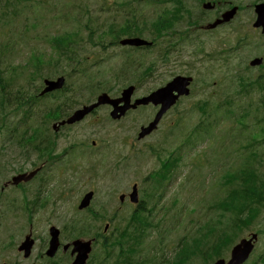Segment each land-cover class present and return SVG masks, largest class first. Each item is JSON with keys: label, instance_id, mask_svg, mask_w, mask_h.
Listing matches in <instances>:
<instances>
[{"label": "rangeland", "instance_id": "rangeland-1", "mask_svg": "<svg viewBox=\"0 0 264 264\" xmlns=\"http://www.w3.org/2000/svg\"><path fill=\"white\" fill-rule=\"evenodd\" d=\"M14 1L18 4L20 11L16 15L5 17L6 15L0 14V21L9 19V27L0 25V43L10 44L14 48L15 58L9 63L13 66L18 64H24L27 62L25 67L30 66V70H33L32 86L34 89L33 93H36L37 89L41 87L42 77L50 76L54 77L58 74H64L66 77L65 93L74 94L73 96L79 95V100L83 102H74L71 107L76 108L88 98L89 88L84 92H77L74 90L75 86L78 85V79L80 75V69L83 66L85 69L84 61L86 59L87 64L90 65V69L93 73V84L97 87L106 88L109 87L111 93L115 94L119 89L127 82H134V74H128L118 81L113 80V74L121 68V49L107 48L101 49L100 45L107 43L110 35L106 32L109 25H120L122 20L133 18L141 13L136 19H130L131 25L135 26L136 29L145 31V34L150 35L148 30L146 31L147 24L152 21V16L159 15L162 13L164 5L159 3H150L147 0H131L130 5H124L125 0H71L76 3L74 7L75 18L79 17L81 25L84 26L90 18L89 26L93 29L92 40L98 43V47L92 45L89 41L84 43L81 52L70 57L64 56L56 50L50 41H44L41 36L43 35L42 28H38L34 32L32 9L28 1L25 0H9ZM48 1V0H47ZM60 1V0H51ZM77 6V7H76ZM14 9H18L16 5ZM5 19V20H3ZM176 28L177 31L187 28L185 33L195 41L194 48L188 47V51L195 50L194 56L188 57V53L182 57L183 63H188L183 66L188 69L191 75L195 78V82L192 85L191 93L183 98L179 105L173 107L159 122L157 129L152 132L149 136L145 137L142 141L136 140V132L140 123L146 118L148 120L149 115L152 113L150 106L141 109L142 111L132 113L127 122L123 121H112L107 114L106 108H101L97 114L87 116L85 120L77 125L69 128L63 127L60 129V134L65 139L64 142L68 145L72 144L74 151L76 152L74 171L67 170L63 176L64 181L62 190L65 194L60 199L51 197L55 194L56 190L53 188L50 190L51 199H56V203L51 202V213L46 214L43 220L30 216L31 221L28 220L25 213H19L16 217L2 216L0 218V264H24L25 260L17 254L16 247L19 242L23 239L24 235L27 234V226H33L32 234L36 239L33 254L30 256V260L34 261V264H46V259L41 256L46 248V241L48 240L47 230L50 225L55 226L59 229H63V236L61 238L65 243H70L76 238L88 239L87 235L96 234L102 231L105 222L113 221L114 217L110 215L112 208H116L121 205L119 194L128 193L129 188L134 182L142 185L141 191L145 199L150 201L152 193L150 178L145 181V178L152 173L158 167L157 159L165 158L172 147L176 145V136L179 130L190 129L192 126H196L199 123L198 111L194 108L201 100L210 98L216 103H220L221 97L219 95V87L213 85V80L218 82L217 76L223 71L225 65L215 59L218 57L216 50L220 47V33H204L199 34L193 32L192 27H188L186 18L180 16L172 29ZM76 24L73 22H67L65 19H55L53 22L46 21L45 23V34H62L68 31H76ZM82 30V31H81ZM176 31V37L180 35V32ZM37 33V35L35 34ZM32 37V35H34ZM79 35L86 37V31L80 28ZM222 37L226 38L229 44H233L232 30L228 29L226 33L224 30L221 33ZM22 38V40L19 39ZM169 40H175L170 37ZM223 47V45H222ZM142 58L144 57V51H136ZM37 56L39 60L38 67L35 68L31 65V58ZM30 57V58H29ZM245 57V54H243ZM30 59V64L29 60ZM82 62V65L79 63ZM226 64V63H225ZM144 69H142L143 71ZM173 71V72H171ZM181 69H174L173 67H155L152 73L146 80L140 81L141 86L134 93V96L138 97L145 95L151 90L159 87L166 80L172 78L176 72ZM183 71V70H182ZM24 73V70L20 71L18 75ZM49 78V77H47ZM25 81V80H24ZM24 81H16L21 83L27 91L23 89L19 91V98H24L25 93H30V85L25 84ZM100 82L101 85H97ZM138 87V86H137ZM243 90H246L245 86H242ZM39 89V90H40ZM73 90V91H72ZM71 96V97H73ZM83 96V97H82ZM55 99L49 98L44 99L34 105L32 110L42 109L47 106L51 108L54 104ZM214 103V102H213ZM36 112V111H35ZM263 113V109H262ZM34 119L29 122L37 123L40 120L39 113H35ZM22 113L20 112H9L7 113V122L16 125L21 121ZM175 117V118H174ZM178 117L181 121L177 128L174 124L178 121ZM3 120V118H1ZM174 122L172 125L171 122ZM220 132L217 136L208 141V148L205 145L198 146L197 150L192 151L190 154L186 150L185 158L178 164L181 166L180 174L174 170L170 184L167 185L163 191L161 203L157 204L156 210H158L157 217L163 218L162 225L159 228L154 229L152 235L149 237L152 242L146 245L145 250H141L139 254L138 264H142L147 256L143 257L144 253L154 255L155 259L147 264H161L159 255L164 252V256L168 261L164 264H170L172 257L175 255L176 248L180 239L185 235L189 236L194 234L195 229L199 225V221L204 219L207 213L205 206L201 204V197L197 194V188H191V180L198 179L202 173L197 169H192V161L195 162L197 167L209 166L213 159H224L223 153L220 155L218 151L211 153L213 149H219L220 145H227L229 150L232 151V138L230 135H222L226 130L237 129L239 125L234 121H224L220 124ZM25 128V125H21L18 131L21 132ZM4 132V130H3ZM1 135V134H0ZM251 136H249L250 138ZM95 140L98 143L96 148H93L91 141ZM194 138L191 139V142ZM256 152L264 153V137L255 132L254 138H251ZM4 150L1 154L4 155L2 160L9 165L13 163L11 161L12 153L7 149L8 141H6ZM6 149V150H5ZM1 150V149H0ZM58 152V150H57ZM156 153V156L153 153ZM152 153V154H150ZM211 155L209 156V154ZM27 154V153H26ZM35 154L37 152L35 151ZM143 158V159H142ZM257 160L260 161L258 165L260 169L264 170V163L259 156H256ZM26 163V164H25ZM96 163L97 165L92 167L91 165ZM27 168V161L24 163L13 164ZM219 170V166L215 168V172ZM14 171H9L8 175ZM211 168L206 170L209 174L210 184L214 178L211 174ZM56 182H51V187L56 186ZM206 185V184H205ZM95 190L96 195L92 201L91 207L94 210L79 211L76 206L78 204L80 192L83 195L86 191ZM216 190L215 187L208 188V194L205 196L208 199L211 194ZM128 200L127 198L125 201ZM126 204V203H125ZM145 205H150V202H145ZM75 207V208H74ZM133 209V206L128 210L126 207L123 208L118 214V221L125 220L126 215ZM215 213L217 215L215 216ZM174 216L176 217L174 219ZM215 222L212 224L215 230L212 232H202V243L201 248L204 249L211 240L220 243L225 239V234L228 230L223 231L221 234L218 231L224 228L226 219L219 217V211L214 212L213 216ZM264 228V215H258L248 227ZM79 228L82 229L83 234L80 235ZM164 229V230H163ZM71 231V232H70ZM237 233V232H236ZM6 235L7 241H6ZM240 235L236 234L234 240L237 242ZM199 235H196L198 238ZM162 241V244H166L163 250L158 251V241ZM7 243L8 246L3 245ZM263 240L257 246V252H260L263 247ZM10 244V245H9ZM155 246V249L151 247ZM226 246V245H225ZM224 254L227 255L231 248V244L225 248ZM227 249V250H225ZM68 252L61 257L54 260V264H69L70 260L67 258ZM254 255V253H253ZM157 257V258H156ZM210 257L200 256L199 253L191 255L190 259L185 264H205Z\"/></svg>", "mask_w": 264, "mask_h": 264}, {"label": "flooded vegetation", "instance_id": "flooded-vegetation-1", "mask_svg": "<svg viewBox=\"0 0 264 264\" xmlns=\"http://www.w3.org/2000/svg\"><path fill=\"white\" fill-rule=\"evenodd\" d=\"M191 2V7L189 8L191 12H196L197 17H203L204 22L202 26L206 23L217 21L224 13L233 10L232 16L225 20L224 23L218 24L216 28L212 30H207L206 33H213L212 31H219L220 33V49L219 53H224L223 62L224 65L229 69L230 73H233L234 83L237 85L242 84L240 80L242 75L245 73L249 77H254L252 83L255 85H260L264 89V22L262 25L258 26L256 20L258 17L256 9L261 6L264 7V0H175V4L179 6V3L187 5ZM207 5V6H206ZM205 7V8H204ZM173 21L170 18V14H161L159 18L160 26H167ZM203 29V28H202ZM228 29L232 30L233 34V44H229L225 37L221 36L222 31L226 33ZM210 31V32H209ZM223 45V47H222ZM245 54V57H243ZM253 58H260L261 62L258 65H250L249 62ZM226 63V64H225ZM174 67L178 69V63L174 64ZM227 76V74H226ZM223 80L229 82L226 77ZM247 85L250 82L246 83ZM179 101L178 103H180ZM157 108L153 109L156 112ZM130 110H128L123 118L127 117ZM82 122V121H81ZM80 123V122H79ZM77 123V124H79ZM72 124L68 127L77 125ZM51 133H43L40 135L42 142L46 145L50 144L51 138L54 141L50 148L58 150L61 154H73L72 144H66L64 138L60 134V128L58 131ZM33 134L30 135L29 140H22L15 143L14 148L9 151L12 153L11 165L4 162L2 158L4 155L0 154V217L10 216L16 217L19 213L26 212L32 214V217L39 218L43 220L46 214L53 210L51 208V202L56 203V199H51L49 189H50V169L51 164H46V160L41 161L38 154H35L33 147ZM91 145L93 148L98 146L97 141L92 140ZM26 146V148H23ZM44 146V145H43ZM69 149V150H68ZM50 151V150H49ZM27 153V154H26ZM27 161V168H22L21 166H13L18 162L24 163ZM34 163H37L35 166ZM26 164V163H25ZM59 169L61 165L56 166ZM70 169H73L72 167ZM9 171H14L12 174L8 175ZM35 171L34 176L27 181H20L16 184H12L11 178L13 175L23 172ZM63 171L61 172L58 179L59 192L57 198L64 196L65 192L62 190V185L64 181L61 180ZM149 175L145 178V181L149 179ZM262 183V184H261ZM136 185L137 192L140 193L142 185L137 182L131 185ZM262 189L261 194H264V181L260 182ZM126 196L128 193H121ZM81 195V192L80 194ZM124 200V199H123ZM91 203L86 208L87 211H94L92 209ZM121 209V207L119 208ZM110 215L114 216V209H111ZM260 214L264 215V209L253 214L251 222L247 225H251L253 220ZM242 238H250L253 235L256 236L254 239V248L251 251L248 259L242 264H264V247L260 252H257L258 244L264 241V228L256 227H239L235 230ZM238 240V241H239ZM264 244V242H263ZM64 252H68L66 249ZM254 253V255H253ZM70 255V254H69ZM58 253L56 252L54 258H58ZM60 257V256H59Z\"/></svg>", "mask_w": 264, "mask_h": 264}, {"label": "trees", "instance_id": "trees-1", "mask_svg": "<svg viewBox=\"0 0 264 264\" xmlns=\"http://www.w3.org/2000/svg\"><path fill=\"white\" fill-rule=\"evenodd\" d=\"M171 14H180L181 8H176L174 11L171 9L169 10ZM90 22V18H89ZM155 23V21L153 22ZM152 23V25H153ZM89 31L91 30V27L89 24L87 27ZM117 29V28H116ZM168 29H171V26L168 27ZM115 29L110 28V32L114 31ZM118 30V29H117ZM116 30V31H117ZM115 31V32H116ZM78 32H70V35H62V36H53L51 39V43L53 47L59 51L60 54L64 56L70 57L71 55H76L78 52H81L83 48V43L79 41H75L70 38V36L77 34ZM93 33H89V39L88 41L91 42L92 45H94V41L92 40ZM126 35V30L124 27H120L119 31L117 32L116 38L118 39L121 36ZM98 45V43H97ZM101 44L100 46H102ZM11 54V48L8 44H2L0 43V62L1 64L4 63L6 54ZM83 60V59H82ZM30 62V61H29ZM82 65V62L79 63ZM35 68L38 67L37 63L34 66ZM83 68V66L81 67ZM26 70V69H24ZM27 72V71H26ZM25 72V73H26ZM22 77H26V80L24 81L25 84H31L33 72H27L26 74H22ZM2 83L7 84L5 79L3 78L2 73ZM78 83L83 84H93L94 81L91 76L85 81H78ZM97 85H101L100 82L97 83ZM22 86V85H21ZM22 89V88H21ZM106 90H110L109 87L105 88ZM104 88L97 87L94 85L91 89H89L90 94H95L96 92H100L105 90ZM4 90V89H3ZM77 92V89H75ZM83 97V96H82ZM81 98V97H80ZM71 99L74 102H83L81 100H78L76 97H71ZM91 98H87L85 101H89ZM72 103V104H73ZM65 105L63 108V112H59L57 110H53L52 113L45 116L44 121L52 122L56 119H59L60 117H64L68 115L69 109H71V105ZM199 109L202 111L204 108L201 106ZM216 110V107H215ZM210 130H212L211 126L208 124L207 127L199 125L197 128H194V134L196 137L200 140L204 139V135L210 136ZM241 133V132H240ZM192 136V135H190ZM236 138V136L232 137ZM190 138L186 139V141H190ZM42 148V147H41ZM227 154H230V151H228L226 147ZM249 161V160H248ZM249 163V162H248ZM234 162L231 165H235ZM241 170L238 169V167L231 166L228 169L225 170L223 174V182L221 191L222 194L220 197L213 200V202L210 204V208H217L220 210L221 214L225 216L226 219V229H232L231 231H235V228H238L237 221L239 220V208L238 201L244 200L246 202L243 206V211H252V202L254 200L255 196V190L254 183L262 182V180L251 171V169H245L243 172H240ZM262 184V183H261ZM158 188V186H156ZM258 191H260V188ZM251 194V195H248ZM252 196V199L250 197ZM243 200V201H244ZM154 210V206L150 208V212L146 213L145 209L135 211L133 212L128 219L126 220H115V226L113 230L109 233H107L106 237L104 238L103 242L100 245V253L98 256L95 257L96 260H99L100 254H102V257H104L105 261L104 264H135L138 260L136 259L139 255L141 250H144L146 248V245L149 243L148 236L150 235L151 231L157 228L161 221L158 223H154V219H152L151 212ZM246 222H249L250 219H246ZM212 220L208 221L205 224L207 232H212L215 230V227L212 225ZM240 224V223H239ZM243 224H247L244 223ZM236 237V233H228L225 234L224 244H222V247H219V243H215L213 240L209 242V246L206 245L205 248H209L210 250L206 251L208 257H210V260H214L218 257H220V253L222 251V248L224 245L225 248H227L230 244L234 242V239ZM202 243V241H200ZM152 249H155V246L151 247ZM164 247L158 246V251L163 250ZM179 252L176 253L172 259V262L170 264H185L188 261L189 254H190V245L187 242H184L183 240L178 244ZM224 249V248H223ZM156 250V249H155ZM226 250V249H225ZM163 254V251L162 253ZM157 258V257H156ZM162 256L159 257L161 260ZM155 259L154 255L147 256L143 261H141L142 264H147L152 262Z\"/></svg>", "mask_w": 264, "mask_h": 264}, {"label": "water", "instance_id": "water-1", "mask_svg": "<svg viewBox=\"0 0 264 264\" xmlns=\"http://www.w3.org/2000/svg\"><path fill=\"white\" fill-rule=\"evenodd\" d=\"M233 12L234 11L231 10L223 14V19L215 21L213 24L210 25V27H214L216 24L220 23L221 21L228 20L232 16ZM260 18L264 20V12H260ZM145 43H146L145 41L137 39V38L121 40V44L141 45ZM189 80H190L189 78L178 77L174 79L172 82H169L165 87L154 91L148 97L135 101V105L146 104L148 102H153L154 104H156L159 101H163L164 103V105H162L160 111L156 115L155 120L148 127L142 129V131L139 133V137H142L143 135L149 133L156 126V122L159 119L161 112H163L169 105L173 104L179 95L187 93L188 90L186 89V86L188 85ZM63 82H64V79L62 77L58 78L57 80H46L45 81L46 87L43 91H50L53 89L61 88V86L63 85ZM132 89H133L132 87H128L127 89H124L121 93V97L114 99V100L110 99L105 93H103L100 96H98L97 102L89 106H83L81 109H77L66 120L62 121L61 124L73 123L75 121H78L85 114L89 113L94 107L98 106L99 104H103V103H110L113 105L114 109L111 112V115L117 118L124 112V110L128 108V101L132 93ZM174 91L177 92V95L172 94V92ZM121 101H123L125 105L123 107H118L117 103ZM29 176L30 175L25 177L24 174L19 175L18 177L14 178V182H18L21 179H28ZM91 196H92V192H88L87 194H85L78 207L83 208L87 206ZM130 199L133 202L137 201L135 188L130 194ZM51 235H52V238L50 241V249L47 251V254L49 255H52L57 247V231L54 228L51 229ZM31 243H32V240H29V242L26 241L22 245V247H24L25 249V254H28L27 250L29 249ZM90 243H91L90 241H82V240H76L72 242V245H73L72 251L77 252V256L73 264H84L85 259L87 258V254L90 251ZM252 246L253 244L251 242V239L249 240L243 239L238 244L233 246L231 250L230 258L227 262L224 259H219L213 264H241L247 258L249 252L252 249Z\"/></svg>", "mask_w": 264, "mask_h": 264}]
</instances>
